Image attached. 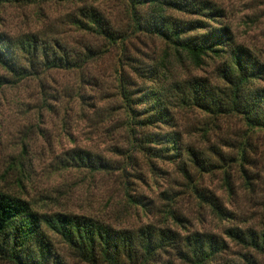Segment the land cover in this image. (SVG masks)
Segmentation results:
<instances>
[{
    "label": "rangeland",
    "instance_id": "374dc122",
    "mask_svg": "<svg viewBox=\"0 0 264 264\" xmlns=\"http://www.w3.org/2000/svg\"><path fill=\"white\" fill-rule=\"evenodd\" d=\"M192 1H207L220 15L165 6L162 13L183 21L198 19L206 28L227 26L232 42L264 66V0ZM83 5L99 13L117 41L78 27L75 19L87 22L79 14ZM154 14V6L132 8L129 0L0 1V33L9 39L32 34L57 38L68 50L92 52L80 68L39 70L17 81L0 68L6 80L0 85V192L26 200L38 212L84 214L116 228L150 223L181 236L213 233L227 248L212 264H245L243 253L253 264H264V255L223 234L229 225L264 231V130L246 125L238 114L212 115L168 100L174 83L186 77L222 85L217 68L228 53L224 46L219 57L208 54L194 65L165 39L135 28V18ZM247 85L263 87L264 76ZM156 98L167 106L169 118L147 124L150 102ZM167 131L178 134L180 149L201 152L212 167L202 171L185 154L179 159L168 155L171 150L160 155L162 145L143 142ZM72 147L111 160L113 169L61 168L57 158ZM211 196L225 211L223 216L210 210ZM50 238L63 264H79L55 235Z\"/></svg>",
    "mask_w": 264,
    "mask_h": 264
},
{
    "label": "trees",
    "instance_id": "16d2710c",
    "mask_svg": "<svg viewBox=\"0 0 264 264\" xmlns=\"http://www.w3.org/2000/svg\"><path fill=\"white\" fill-rule=\"evenodd\" d=\"M129 2L132 8L142 4L154 6V16L149 15L140 21L139 17L133 20L135 28L165 39L173 49L185 53L194 65H199L203 56L212 54L219 57L224 52L222 47L227 49V58L217 68V76L222 80V85L212 84L204 77H186L174 83L168 100L179 106H194L212 115L238 114L246 125L264 130V86L250 88L247 85L251 79L264 76L263 64L245 47L232 42L227 26L206 28V24L198 19L183 21L163 14L161 9L165 6L176 12L218 16V8L207 1ZM78 9L80 16L87 20L83 23L74 20L80 24L78 27L81 30L101 36L110 43L117 41L116 32L92 6L83 5ZM85 51L80 53L68 50L57 38L43 39L32 34H22L9 39L0 33V68L12 76L14 81L35 75L39 70L80 68L92 57L90 50L85 48ZM4 83L6 80L0 75V85ZM122 95L125 101H131L124 92ZM149 107L151 112L147 117L151 119L146 120L147 124L165 122L169 118L167 106L162 99H153ZM129 110L132 111V108ZM146 141L162 145V148H158L160 155L171 150L172 153L168 155L179 159L185 154V159L197 169L208 171L212 167L201 152L191 148L184 151L180 149L179 136L174 131L152 134L143 142ZM56 162L63 169H86L89 172L113 169L111 160L80 147L63 151ZM181 162L184 166V161ZM192 190L202 195L196 186ZM208 201L212 213L223 216L225 211L215 198L211 196ZM171 216L177 217L174 212ZM50 234L58 238L79 264H212L227 248L223 238L209 232L193 231L181 236L169 227L150 223L135 229L116 228L84 214L38 212L26 200L0 192V260L10 264H63ZM223 234L236 245L264 255V231L242 230L229 225L223 229ZM241 258L245 264H253L249 254L243 253Z\"/></svg>",
    "mask_w": 264,
    "mask_h": 264
}]
</instances>
